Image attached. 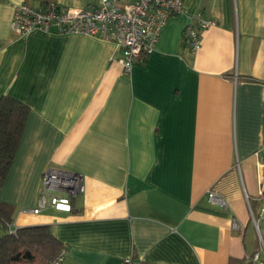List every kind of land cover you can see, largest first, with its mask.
<instances>
[{
    "label": "crops",
    "instance_id": "1",
    "mask_svg": "<svg viewBox=\"0 0 264 264\" xmlns=\"http://www.w3.org/2000/svg\"><path fill=\"white\" fill-rule=\"evenodd\" d=\"M21 1L81 8L100 0H0V96L29 106L0 189L14 205L12 228L50 224L67 249L64 264H120L129 255L133 264H229L258 251L244 192L258 215L264 0H183L129 72L112 41L13 30ZM199 10L216 24L192 50L183 27ZM48 167L82 175L70 211H31ZM211 188L226 207L208 199Z\"/></svg>",
    "mask_w": 264,
    "mask_h": 264
},
{
    "label": "built area",
    "instance_id": "2",
    "mask_svg": "<svg viewBox=\"0 0 264 264\" xmlns=\"http://www.w3.org/2000/svg\"><path fill=\"white\" fill-rule=\"evenodd\" d=\"M182 5L183 0H100L75 8L54 1L40 6L21 1L14 5L11 27L24 33L39 29L45 32L82 33L112 41L121 50L123 70L129 72L134 63L142 62L154 49L167 19L172 14L182 12ZM214 24V17L206 16L200 10L193 13L183 27L188 47L197 49L200 46L201 29ZM83 191L84 183L80 173L48 167L43 171L36 206L31 211L36 213L47 206L70 211L71 198ZM207 195L211 202L227 206V200L217 190L211 188ZM244 196L259 238V250L254 252L251 259L254 264H264V257L261 256L264 252V238L256 218L264 217V198L257 215L251 207L250 196L246 192ZM66 251V247L61 245L49 264H64ZM120 264H133L132 256H124Z\"/></svg>",
    "mask_w": 264,
    "mask_h": 264
},
{
    "label": "trees",
    "instance_id": "3",
    "mask_svg": "<svg viewBox=\"0 0 264 264\" xmlns=\"http://www.w3.org/2000/svg\"><path fill=\"white\" fill-rule=\"evenodd\" d=\"M28 113L25 102L6 94L0 96V189L20 143ZM13 214L14 205L0 198V224L8 225V232L0 236V264H49L62 244L53 235L50 224L12 228ZM251 256L231 258L229 264H254Z\"/></svg>",
    "mask_w": 264,
    "mask_h": 264
},
{
    "label": "rangeland",
    "instance_id": "4",
    "mask_svg": "<svg viewBox=\"0 0 264 264\" xmlns=\"http://www.w3.org/2000/svg\"><path fill=\"white\" fill-rule=\"evenodd\" d=\"M255 216H257L256 214H255ZM257 218V223H258V226H259V231H260V233L264 236V233H263V231H262V228H260L261 227V218L260 217H256Z\"/></svg>",
    "mask_w": 264,
    "mask_h": 264
}]
</instances>
